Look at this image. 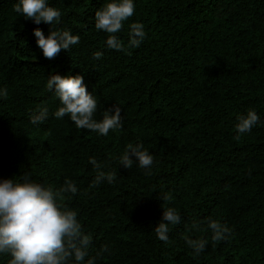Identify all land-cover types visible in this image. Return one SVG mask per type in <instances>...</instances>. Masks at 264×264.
I'll return each instance as SVG.
<instances>
[{"label": "trees", "instance_id": "1", "mask_svg": "<svg viewBox=\"0 0 264 264\" xmlns=\"http://www.w3.org/2000/svg\"><path fill=\"white\" fill-rule=\"evenodd\" d=\"M17 2L0 0V89L8 92L0 98V179L27 176L54 189L73 181L77 193L59 202L91 237L83 264H264V0H134V16L116 34L127 47L130 24H144L131 54L109 49L108 34L95 28V11L109 0H48L62 13L52 26L25 19ZM51 27L80 42L45 58L34 29L47 36ZM52 74L82 75L98 102L94 119L118 104L122 127L102 136L57 119ZM43 106L48 118L33 124ZM248 110L260 119L240 134L238 116ZM128 144L152 155L150 174L136 161L118 164ZM90 157L116 173L113 183L93 186ZM163 206L181 217L167 244L154 231ZM210 219L231 235L214 243ZM185 237L208 243L196 255ZM9 259L0 254V264Z\"/></svg>", "mask_w": 264, "mask_h": 264}, {"label": "clouds", "instance_id": "2", "mask_svg": "<svg viewBox=\"0 0 264 264\" xmlns=\"http://www.w3.org/2000/svg\"><path fill=\"white\" fill-rule=\"evenodd\" d=\"M135 10L134 0H109L95 11V28L108 34L106 45L109 49L131 54L130 49L141 45L146 36L143 23L130 24L127 47L116 35L123 29L124 23L134 16ZM14 11L36 24L44 22L51 26L58 23L62 15L59 9L49 5L48 0H18ZM34 35L37 46L47 59H54L61 50H69L80 42L78 35L52 27L47 36L40 28L34 29ZM102 55L98 51L93 58L100 59ZM46 87L59 100V107L54 112L57 119L67 115L78 129H87L102 136L122 127L121 107L118 104L113 105L112 109H105L102 119H94L98 102L93 93L87 90L82 75L52 74L47 79ZM7 96V89H0V98L6 99ZM48 115L46 106L38 107L31 115V122L41 124ZM259 119L256 111L248 110L246 115L238 116L235 126L237 132H251ZM89 161L97 169L93 186L105 179L108 183L115 181V172L100 170L102 166L95 158L90 157ZM134 161L138 162L140 168L149 169L150 174L153 157L142 144H128L118 164L130 169ZM77 191V186L70 179L65 180L59 189L33 182L27 176L22 182L12 178L0 179V254L10 255L8 264H71L72 261L83 264L91 237L84 234L77 213L59 202L64 193L75 194ZM161 198L164 202L172 199L168 194L161 195ZM163 208L162 221L155 226L154 231L158 239L167 244L170 225L179 224L181 217L175 208ZM208 227L212 231L211 240L214 243L226 240L231 235L230 228L217 220L210 219ZM185 241L196 255L208 243L205 239L188 237H185ZM108 250L107 245L103 246L102 251ZM87 264H94V258L88 259Z\"/></svg>", "mask_w": 264, "mask_h": 264}]
</instances>
